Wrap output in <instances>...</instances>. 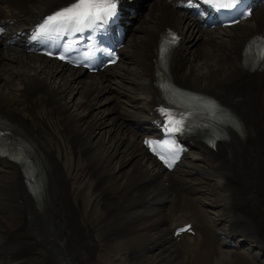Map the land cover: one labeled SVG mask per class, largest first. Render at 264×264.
Instances as JSON below:
<instances>
[{
    "label": "bare ground",
    "instance_id": "1",
    "mask_svg": "<svg viewBox=\"0 0 264 264\" xmlns=\"http://www.w3.org/2000/svg\"><path fill=\"white\" fill-rule=\"evenodd\" d=\"M71 1L0 0V117L28 134L47 164L38 204L18 168L0 161V264H264V71L243 68L248 39L264 34L263 0L229 29L203 28L196 10L181 9L188 0L157 1L135 24L142 17H127L119 0L128 39L114 69L96 75L24 45ZM166 28L181 38L172 82L216 99L240 128H226L214 150L185 138L171 172L141 145L161 122L155 71ZM69 93L82 95L73 110ZM232 118L223 121L235 126ZM56 149L72 155L65 169ZM187 225L193 235L174 236Z\"/></svg>",
    "mask_w": 264,
    "mask_h": 264
},
{
    "label": "snow or ice",
    "instance_id": "2",
    "mask_svg": "<svg viewBox=\"0 0 264 264\" xmlns=\"http://www.w3.org/2000/svg\"><path fill=\"white\" fill-rule=\"evenodd\" d=\"M205 3L213 4L217 8L233 7L238 0H204ZM117 4L115 0H73L68 6L54 12L46 17L34 31L32 39H53L64 34L83 33L87 29L101 26L108 18L114 15ZM176 37L171 36L168 44L175 43ZM167 51V49H163ZM63 59V56L60 57ZM163 111V110H162ZM168 124L171 126L169 131L178 132L183 127V117L177 119L164 112ZM149 147L151 143L146 141ZM163 159V157H161ZM175 157L173 158L174 162ZM165 163H168L166 160ZM171 166V165H169ZM186 230V229H184Z\"/></svg>",
    "mask_w": 264,
    "mask_h": 264
},
{
    "label": "rangeland",
    "instance_id": "3",
    "mask_svg": "<svg viewBox=\"0 0 264 264\" xmlns=\"http://www.w3.org/2000/svg\"><path fill=\"white\" fill-rule=\"evenodd\" d=\"M125 2H127L129 5H130V8H132L133 10H138V15H140L141 17H142V19H136L135 21H134V23L135 24H138V23H140V22H142V20H145L147 17H145L146 16V12H148V14H149V12H150V10H151V8L153 7V3H155L156 2V0H125ZM145 2V3H144ZM148 10V11H147ZM148 14H147V16H148ZM143 15V16H142ZM145 17V18H144ZM2 55V54H1ZM60 84V80L59 79H55V80H53V82L51 83V85L52 86H57V85H59ZM18 86V83L17 82H15V86ZM50 85V86H51ZM72 88H73V86H72ZM71 88V89H72ZM70 89V90H71ZM70 92V91H69ZM71 93V92H70ZM69 93V94H70ZM70 95H72V97H73V94H70ZM71 96H67V94L65 95V99L63 100V101H65L66 103H68L69 104V107H70V109L71 110H73V105H75V104H78V102H80V100L82 99V95L80 94L79 95V98H75V97H73L72 98ZM114 99V98H113ZM112 99V100H113ZM120 102L119 101H117L116 102V105L117 104H119ZM111 104H110V102L108 103V106H110ZM113 106V105H112ZM111 116V115H110ZM54 155L55 156H57L58 157V159H59V161H60V163L62 164V167H64V169L67 167V164L69 163V161H71L72 160V155H69V153H67V154H62V156H60L61 155V152L58 150V149H56L55 151H54ZM190 155V154H189ZM71 156V157H70ZM191 157H196L197 156V153H193V154H191L190 155ZM77 160H79V159H77ZM77 162V161H76ZM70 163H72V162H70ZM75 166H76V164H75ZM75 166H72L71 168H70V170H69V172H68V169L65 171L66 173H71V169H73ZM127 168H124L123 170H126ZM67 174V175H68ZM66 175V174H65ZM66 175V176H67ZM243 247L245 248V249H249V250H251L250 249V247L248 246V245H243ZM249 247V248H248Z\"/></svg>",
    "mask_w": 264,
    "mask_h": 264
}]
</instances>
